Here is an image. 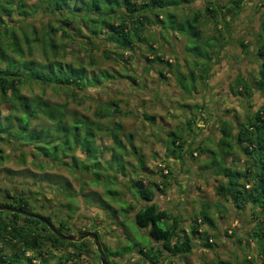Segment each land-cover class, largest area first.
Returning <instances> with one entry per match:
<instances>
[{"label": "trees", "instance_id": "1", "mask_svg": "<svg viewBox=\"0 0 264 264\" xmlns=\"http://www.w3.org/2000/svg\"><path fill=\"white\" fill-rule=\"evenodd\" d=\"M195 1L0 0V160H14L24 166L29 163L40 170L68 168L79 178L92 175L89 180L102 183L105 195L121 197L123 193L114 188L119 175L126 174L128 162L122 141L123 126L114 120L115 114L121 112V101L109 99L95 110L94 117L90 119L78 111L69 110L65 102H53L42 95H27L23 88L33 84L55 85L65 88L78 100L79 92L102 91L109 82L120 78L137 84L136 78L130 74L129 65L140 57L147 70L157 68L165 80L169 79L167 74H172L177 86L192 94L196 90L197 75L192 69L188 73L181 71L184 64L166 42L172 37L183 39L185 51L196 57H191L192 67H200V78L205 82L224 45L221 39L209 36L206 27L213 25L215 31H220L225 23L228 30V20H222L220 8L224 7L228 14L238 16L243 11L245 0H223V4L208 0L204 8L195 7L192 11L176 14L179 8L187 9L186 4ZM39 18L44 22L38 24ZM81 52L90 56L88 64L84 63ZM95 53H100L103 59L122 62L125 72L95 68ZM257 55L261 60L257 85L264 94V43L258 47ZM147 118L155 120L154 116ZM221 128L224 135L219 143L225 144V138L236 139L243 152L252 158L243 170L234 166L220 167L215 151L187 145L179 129L169 133L168 156L183 164L185 157L194 158L197 151L211 154L208 168L222 177L215 188L216 194L230 201L238 211L251 208L256 223L249 235L261 243L260 247L264 246V221L260 216L264 213V137L261 135L264 108L257 113L256 119L238 127L236 138L235 131L229 129L228 132L224 125ZM188 130L195 137L191 128ZM133 136L132 133L126 135L128 142H132ZM99 137L109 138L113 143L107 161L103 160L106 151L101 143L98 144ZM6 146L10 153H6ZM132 149L133 155L137 154L133 145ZM257 150L261 151L258 155ZM160 173L164 180L159 182L152 180L143 184L134 180L131 187L135 189V198H140L143 204L140 201L139 204L123 202L121 208L128 214L134 210L135 224L146 229L150 238L157 242V245L142 247L140 254L150 264H163L168 257L173 259L191 254L196 243L212 249L208 228H215V220L208 206L202 207L185 229L180 217L170 215L155 200L157 192L165 193L170 185L167 181L172 175L169 163L161 168ZM82 185L84 189L85 184ZM39 195L35 193L32 197L27 188L23 191L14 189L12 193L6 190V200L1 201L0 206L36 214L29 200L33 198L42 206L43 198L38 200ZM102 203L107 206L106 201ZM66 206L72 210L70 204ZM223 214L221 211V216ZM41 216L51 221L50 216ZM58 223L62 232L67 221ZM79 233L82 235L85 231ZM68 241L33 216L0 210L2 263L49 264L44 256L45 245L63 249L70 246ZM8 246L10 253H3V248ZM134 246L124 247L123 251L113 254L125 256ZM28 252L32 254L28 255ZM64 252L57 264H82L83 252L80 249ZM44 258L45 261L42 260ZM170 262L173 263L172 260ZM108 264L116 263L110 261Z\"/></svg>", "mask_w": 264, "mask_h": 264}, {"label": "rangeland", "instance_id": "2", "mask_svg": "<svg viewBox=\"0 0 264 264\" xmlns=\"http://www.w3.org/2000/svg\"><path fill=\"white\" fill-rule=\"evenodd\" d=\"M207 1L188 3L187 9L179 8L176 14L192 11L195 7L204 8ZM217 2L223 4V0ZM220 11L222 20H228L229 29L224 27L225 23L220 31H215L213 25L206 27V33L221 39L224 45L205 82L200 78V67H192V56L185 51L183 39L172 37L166 42L167 47L184 64L181 71L188 73L192 69L197 75L196 90L192 94L180 89L172 74H167L169 79L165 80L157 68L147 70L140 57L129 65L130 74L136 78L137 84L120 78L109 82L102 91L79 92L78 100L65 88L55 85L33 84L23 88L27 95H42L53 102H65L69 110L78 111L90 119L94 117L95 110L109 99L121 101V112L114 117L123 126L122 141L126 146L125 159L128 161L125 165L126 174H118L119 182L114 184V188L123 193L121 197L105 195L102 183L89 180L92 175L79 178L68 168L40 170L29 163L24 166L14 160H0V202L6 200V190L12 193L14 189L23 191L27 188L32 197L39 193L38 200L43 198L42 206L33 198L29 200L36 214L50 216L51 222L57 227L61 220L67 221L62 233L80 235V231H98L108 262L150 264L139 251L142 247L157 245V242L150 238L146 229H140L135 224L134 210L128 214L121 208L123 202L139 204L140 201L143 204L140 198H135V189L131 187L133 181L137 179L143 184L152 180L159 182L163 179L161 168L169 163L172 175L167 181L170 185L165 193L157 192L155 200L159 206L170 215L180 217L185 229L198 211L208 206L215 220V228H208L212 249H205L196 243L191 254L173 259L168 257L163 264H264V246L260 247L261 243L249 235L256 223L251 208L238 211L230 201L216 194L215 188L222 177L208 168L211 154L197 151L194 158L187 156L181 164L168 156L167 152L170 131L179 129L187 145L215 151L220 167L234 166L237 170H243L252 162V158L243 152L236 139L225 138V144L219 141L224 135L222 125L226 126L228 132L235 131L236 138L238 127L256 119L257 113L264 108V94L257 85L258 68L261 65L257 50L264 43V0H245L243 11L238 16L228 14L224 7ZM42 22L43 18H39L38 24ZM192 43L195 45L194 41ZM80 56L85 64L91 61L87 52H81ZM94 57L95 68L98 66L101 69L125 72L124 64L120 61L103 59L100 53H95ZM188 82L192 83L189 79ZM147 116H154L155 120L150 121ZM189 128L195 137L190 134ZM130 133L134 135L131 143L126 137ZM261 135L264 137V128ZM100 143L106 151L103 160L107 161L113 143L109 138L99 137ZM132 145L137 149V154L133 155ZM5 151L11 152L7 146ZM260 152L257 150L256 154ZM103 201L107 202V206ZM68 204L72 210H68ZM221 211L224 212L223 216ZM260 216L264 221V213ZM68 245L63 249L45 245L44 256L49 264H57L64 251L78 249L84 255L82 264H101L100 253L92 238L68 241ZM127 246L134 247L125 256L113 254L123 251ZM3 253L9 254L10 247L3 248ZM42 260L45 261V258ZM0 264L7 263L0 261Z\"/></svg>", "mask_w": 264, "mask_h": 264}, {"label": "water", "instance_id": "3", "mask_svg": "<svg viewBox=\"0 0 264 264\" xmlns=\"http://www.w3.org/2000/svg\"><path fill=\"white\" fill-rule=\"evenodd\" d=\"M0 210H9L12 212L23 213L26 215L33 216V217L39 219L40 221L44 222L53 233H55L59 237L66 239V240L76 241V240H81V239H85V238H92L95 245L98 248L99 253H100L101 264H108V261H107L106 256H105V252L102 248V243L100 241L98 233H96L94 231H86L82 235H66V234L62 233L58 229V227L55 224H53L50 220H48L45 217H42L38 214L29 213V212H26L22 209H18V208L11 207V206H0Z\"/></svg>", "mask_w": 264, "mask_h": 264}, {"label": "built area", "instance_id": "4", "mask_svg": "<svg viewBox=\"0 0 264 264\" xmlns=\"http://www.w3.org/2000/svg\"><path fill=\"white\" fill-rule=\"evenodd\" d=\"M28 255H31V252H28ZM35 262H37L36 260H34Z\"/></svg>", "mask_w": 264, "mask_h": 264}, {"label": "flooded vegetation", "instance_id": "5", "mask_svg": "<svg viewBox=\"0 0 264 264\" xmlns=\"http://www.w3.org/2000/svg\"><path fill=\"white\" fill-rule=\"evenodd\" d=\"M96 233H98V231H95ZM81 235V234H80ZM98 235H99V233H98ZM99 238H100V235H99Z\"/></svg>", "mask_w": 264, "mask_h": 264}, {"label": "crops", "instance_id": "6", "mask_svg": "<svg viewBox=\"0 0 264 264\" xmlns=\"http://www.w3.org/2000/svg\"><path fill=\"white\" fill-rule=\"evenodd\" d=\"M84 256V255H83Z\"/></svg>", "mask_w": 264, "mask_h": 264}]
</instances>
